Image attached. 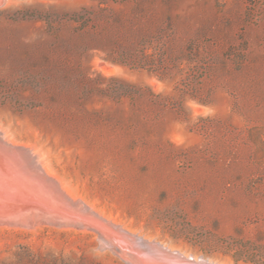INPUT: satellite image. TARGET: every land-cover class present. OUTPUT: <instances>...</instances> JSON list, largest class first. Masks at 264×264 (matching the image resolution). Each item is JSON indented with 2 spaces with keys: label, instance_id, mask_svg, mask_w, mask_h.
I'll use <instances>...</instances> for the list:
<instances>
[{
  "label": "rangeland",
  "instance_id": "rangeland-1",
  "mask_svg": "<svg viewBox=\"0 0 264 264\" xmlns=\"http://www.w3.org/2000/svg\"><path fill=\"white\" fill-rule=\"evenodd\" d=\"M0 125L132 234L264 264V0H0ZM88 230L0 224V264H127Z\"/></svg>",
  "mask_w": 264,
  "mask_h": 264
},
{
  "label": "bare ground",
  "instance_id": "bare-ground-1",
  "mask_svg": "<svg viewBox=\"0 0 264 264\" xmlns=\"http://www.w3.org/2000/svg\"><path fill=\"white\" fill-rule=\"evenodd\" d=\"M37 183L45 185L44 188L41 187L42 185L39 187V189L41 188V192H39L46 196L45 199H55L63 207L62 210L56 212L54 209L43 205L44 209H30L31 207H27L33 203L43 204L42 198L34 196L32 192L34 188L37 189V186H39L36 185ZM9 191L17 194L18 198L15 197L17 200L11 202L3 198L4 196L2 195ZM72 210L75 211L73 216L70 215ZM32 211L38 212L28 213ZM35 217H42L47 223L57 226H73L97 232L100 237L98 238L100 247L113 250L127 264L154 263L144 253L140 252L142 251L140 248L137 246L130 247L127 237H139L149 244L157 243V241L132 234V232L128 231L129 229L126 230V226L124 228V226L112 223L114 220H107L106 216L104 217L98 209L88 202L83 199H76L71 191L68 190L66 182L53 176L52 170L43 158L42 153L33 147L21 145V142L8 129L0 125V224L24 226L29 219H35ZM103 223L111 226L115 231L109 229ZM117 224L119 223L117 222ZM118 237L129 243L123 245L122 240L119 241ZM159 243L165 248L176 251L187 258L184 260L180 259L179 263L181 264H196V262L199 264H219L203 255L186 254L181 250L171 248L165 243ZM191 258L194 259V262L188 260ZM165 262L162 259H157V264L168 263Z\"/></svg>",
  "mask_w": 264,
  "mask_h": 264
},
{
  "label": "water",
  "instance_id": "water-1",
  "mask_svg": "<svg viewBox=\"0 0 264 264\" xmlns=\"http://www.w3.org/2000/svg\"><path fill=\"white\" fill-rule=\"evenodd\" d=\"M118 239L119 241L122 240L121 242L123 245H127L130 242L128 244L130 247L137 246L138 248H140L142 250L140 252L144 253L147 257H149L154 262L153 264H157V259H162L163 261H166L170 264H173V263L181 264L179 263L180 259H183V260L187 259L184 256H182L180 253L165 248L159 242L149 244L148 242H145L143 239L139 237H133V238L127 237V240L129 241V242L127 241L128 243H126V241L122 239L121 237H118ZM188 260L191 262H194L193 258L188 259ZM196 264H199V263L196 262Z\"/></svg>",
  "mask_w": 264,
  "mask_h": 264
}]
</instances>
